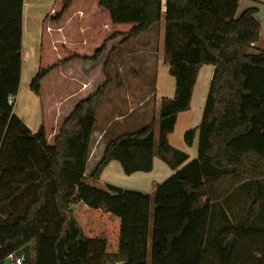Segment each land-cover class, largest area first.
<instances>
[{
  "label": "trees",
  "instance_id": "1",
  "mask_svg": "<svg viewBox=\"0 0 264 264\" xmlns=\"http://www.w3.org/2000/svg\"><path fill=\"white\" fill-rule=\"evenodd\" d=\"M240 1L55 0L29 86L42 111L33 133L8 101L21 84L24 0H0V264L27 244L22 264H148L152 196L101 175L113 160L126 173L150 170L155 155L178 161L169 135L190 109L203 64L214 71L202 121L185 132L189 146L198 134V154L180 159L154 191L151 264H206L213 204L248 182L253 195L242 224L225 226L213 246L218 264H233L240 240L254 232L264 180V49L253 47L261 23L255 7L236 16ZM161 22L175 93L161 101L158 140L155 122L123 133L88 175L113 55ZM137 152L145 163L135 164Z\"/></svg>",
  "mask_w": 264,
  "mask_h": 264
},
{
  "label": "rangeland",
  "instance_id": "2",
  "mask_svg": "<svg viewBox=\"0 0 264 264\" xmlns=\"http://www.w3.org/2000/svg\"><path fill=\"white\" fill-rule=\"evenodd\" d=\"M50 1L30 0V2L41 3L43 6L49 4L53 6L55 0H52V3ZM163 42L164 22H161L139 39L131 40L122 45L118 52L113 55L114 64L108 71L112 83L107 96L99 105L97 128L92 135L91 152L95 150V155L102 139L103 143L107 145L121 134L136 132L152 122L156 124V140H158V116L161 101L165 97L172 98L175 93V78L170 74L169 64L165 61ZM211 69L212 65L209 64H203L200 67L190 109L179 114L175 130L169 135V142L172 147L182 152L178 161L172 162L175 159V154L170 151L167 157L172 163H168L155 155L151 158L152 167L148 171L138 170L126 173L122 162L113 160L102 173V181L109 185L152 196L148 264H151L150 243L152 242L155 209L154 191L159 184L174 174V168L180 159L187 155L185 161L187 162L194 159L198 154L199 136L195 138L193 145L189 146L185 141V132L197 127L202 121L209 80H211V78L209 79ZM77 73L80 74L81 71L77 70ZM65 74L68 75V72ZM29 92L32 101H30V97H27ZM35 102H38L37 107L36 105L32 107ZM26 106L30 112L28 114V116L30 115L29 124L35 128L33 133H36L42 122L41 101L28 85L20 87L15 110H23ZM18 116L20 117L19 114ZM22 121L27 125L24 119ZM136 154V165L146 162L141 152ZM95 155L90 163L94 160ZM260 184L262 186L261 200L253 223L254 232L248 238L240 240L233 264H264V180ZM252 195L253 186L247 182L238 186L226 200L219 202V204H213L207 243L209 258L206 264H218L213 252L214 241L220 237L221 230L225 226H240L242 224ZM0 219L4 220L5 215L0 216ZM10 261L12 260L7 258L4 264H10Z\"/></svg>",
  "mask_w": 264,
  "mask_h": 264
},
{
  "label": "crops",
  "instance_id": "3",
  "mask_svg": "<svg viewBox=\"0 0 264 264\" xmlns=\"http://www.w3.org/2000/svg\"><path fill=\"white\" fill-rule=\"evenodd\" d=\"M50 2L52 3V0ZM51 5L52 4L43 6L41 5V3L30 2V0H24L23 39H22L23 62H22L20 87L27 86V85L30 86L31 79L38 71L39 60H40V39H41L42 23H43L44 17L50 11L49 8L50 7L52 8ZM250 7L257 8L256 17L261 23L260 40L253 46L254 51H255L258 49H264V0H241L237 8L236 16H239L244 10ZM213 71H214V67L212 66L209 79L212 78ZM209 81L211 82V80ZM18 96H19V93L17 95V99H18ZM27 97L28 98L30 97L29 98L30 101L33 100L31 99L30 92L29 94L27 93ZM35 105L37 107L38 102H35V104L32 105V107L33 106L35 107ZM15 113L17 115L19 114L20 117L22 116L21 118L25 120V122L29 126L30 130H32V132L35 130V128H33L31 124H29L30 115L28 116V114L30 112L28 111L27 106L23 110H18V111L15 110ZM96 128H97V125H96ZM96 128L94 131H96ZM105 148H106V145L103 143V139H102L100 141V144L98 146V151L92 163H90V161L88 160L87 167H86V174L88 175L92 174L95 166L101 159ZM101 180H102V175H101ZM10 264H13L12 261H10Z\"/></svg>",
  "mask_w": 264,
  "mask_h": 264
},
{
  "label": "built area",
  "instance_id": "4",
  "mask_svg": "<svg viewBox=\"0 0 264 264\" xmlns=\"http://www.w3.org/2000/svg\"><path fill=\"white\" fill-rule=\"evenodd\" d=\"M8 101H9L10 104H15L16 105L17 96H15V95L9 96ZM23 256H24V254L21 255L19 258L18 257L16 258L14 255H11L10 258H11L13 264H22L23 261H24V257Z\"/></svg>",
  "mask_w": 264,
  "mask_h": 264
},
{
  "label": "water",
  "instance_id": "5",
  "mask_svg": "<svg viewBox=\"0 0 264 264\" xmlns=\"http://www.w3.org/2000/svg\"><path fill=\"white\" fill-rule=\"evenodd\" d=\"M30 247H31V245L30 244H27L23 249H22V251H23V253H24V259L25 260H27V259H29V257H30Z\"/></svg>",
  "mask_w": 264,
  "mask_h": 264
}]
</instances>
